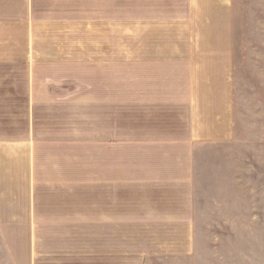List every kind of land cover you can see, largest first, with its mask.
<instances>
[{"label": "crops", "instance_id": "crops-1", "mask_svg": "<svg viewBox=\"0 0 264 264\" xmlns=\"http://www.w3.org/2000/svg\"><path fill=\"white\" fill-rule=\"evenodd\" d=\"M246 7L264 20V0H0V264L190 260L241 188Z\"/></svg>", "mask_w": 264, "mask_h": 264}, {"label": "rangeland", "instance_id": "rangeland-1", "mask_svg": "<svg viewBox=\"0 0 264 264\" xmlns=\"http://www.w3.org/2000/svg\"><path fill=\"white\" fill-rule=\"evenodd\" d=\"M246 10L237 28L242 34L236 37L244 50L237 53L231 74L241 188L233 189L232 183L215 197L220 211L193 229L190 260L169 264H264V20Z\"/></svg>", "mask_w": 264, "mask_h": 264}]
</instances>
